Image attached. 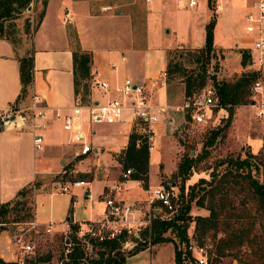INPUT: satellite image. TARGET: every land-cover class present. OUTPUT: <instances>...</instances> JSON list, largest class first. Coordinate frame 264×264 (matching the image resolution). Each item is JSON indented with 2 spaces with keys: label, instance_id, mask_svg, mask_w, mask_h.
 <instances>
[{
  "label": "rangeland",
  "instance_id": "1",
  "mask_svg": "<svg viewBox=\"0 0 264 264\" xmlns=\"http://www.w3.org/2000/svg\"><path fill=\"white\" fill-rule=\"evenodd\" d=\"M40 1L32 0L13 20L14 38L18 42L17 46L20 47V52L24 51L25 54L30 50L29 42L32 35V28L41 10ZM97 1L101 3L108 2V0ZM196 2L197 5L195 8L187 11L179 10L175 15L171 14L163 19V31L167 33L164 32L166 39L174 40L178 45L167 51L166 61L169 64V68H173L174 65L178 64L180 65V69L176 72H169L168 79H166V76L164 78L168 86L167 90L172 92V97L176 98L179 89L183 91V80L185 76L193 71L194 67L191 60L192 50L201 48L203 45L204 27L211 14V11L207 8L206 0H196ZM241 7L243 5L239 0H232L227 4L223 16L217 19V14L213 12L215 15V24L212 30L213 45H216L222 50L214 49L213 57L206 68L203 86H211L213 83L221 81L232 82L243 71L255 69L253 66H249L247 69L241 68L239 59L237 61L239 49L236 50L233 47L234 37H236L235 34L240 37L245 34ZM132 16L133 19H136L134 22L133 41L136 44L153 45L151 44L153 43L151 40L152 35L149 36L147 33L148 26L146 22L144 25L147 30L144 33V26L141 24L142 20L139 18L138 13H132ZM151 19L150 17L149 21ZM26 22L29 24L30 30L27 34H24L23 26ZM227 25L230 28L232 27L231 29L233 31L230 30L234 35L229 30L228 32L225 31ZM142 38H145V40ZM237 43L241 44L240 42ZM259 73L261 78H264V67L259 70ZM176 98L171 100V103H166L165 106L168 107V110L162 117L163 127L156 128L155 148L148 151V180L149 186H155V184L164 187L173 186L177 192V196H179V188L183 186L182 199H179L177 203L180 205L186 202L191 186L195 185L196 187H194L193 192H197L199 186L197 183L200 179L208 182L212 174L217 173L218 176L223 172V166L220 165V162L233 158L242 159L248 155L257 156L264 149V123L252 118L251 111L253 108L248 107V104L236 107L233 109L232 120L228 128L207 148L206 155H200L205 141L209 136V132L221 126L226 117V112L220 108L206 109L203 111L206 124H197L191 119V116L197 110L193 107L189 109L183 108V97H180V100ZM79 115H82L84 120L81 118L80 120L78 119L79 123L75 125L78 114H73L71 119L74 124L71 125V129L68 131L69 133L64 132V134H69L73 137V141L76 142L74 145L78 146L80 150L84 147H90L85 161L77 164V160H74L71 166L67 165L60 168L57 174L36 178L34 182L26 186V196L19 199L26 202L25 206L30 210L31 218L28 220L29 222L4 224V233L7 236L0 238V257L12 260L15 254L16 261L14 264H60L64 258L66 251L70 248L69 244L66 243L69 231L60 233L58 229L63 225L62 222L68 212L71 211L75 216V214L79 215L87 210L89 200H87L86 194L92 196L97 188L96 184L89 191L87 190V184L84 187H74L72 183L78 179L75 171L78 173L90 171V175L95 176L96 170H100L106 177L111 176L115 181L121 178L122 170L120 166L116 165L115 167L112 165L109 153L107 152V150L118 151V140L123 139L124 134L122 131L118 138L111 135L110 130L117 126V123L107 124L101 122L94 124L90 121L86 111L81 112ZM15 131L17 132L18 141L16 145L18 151L13 149L14 143H11L10 152L5 154V157H7L5 160L9 165L11 163L15 164L16 160L23 161L25 163L24 167L27 168L24 170L31 174L34 171L33 162L35 159L42 157L44 154L47 155V153L44 152L43 144L41 151H36L35 149L32 151L29 144L30 136L23 133L24 130L22 129H16ZM93 148H97L98 152H100L98 157H94L92 153ZM186 154L189 157H196V162L193 165L190 177L182 183L180 177L177 176V165L182 156ZM48 162L49 159L46 157V161L43 163L44 166H47ZM75 164L77 165L75 166ZM107 182L111 185L110 187L115 185V182ZM221 183L226 184H224L225 187L221 185V188L218 187L216 190L217 192H221L215 193V209L218 208L217 205L220 203L219 199H221L222 204L229 211L235 209L238 213L242 211L243 213L245 211L249 212L248 216L250 218L247 219V222L249 224L253 223L251 233H260L264 220H261V218L256 219L255 212L257 203L243 180L240 178H228ZM63 186L68 189V193L59 194L58 190ZM37 187L39 189L41 188L38 193ZM141 189L143 190L145 188ZM139 190L137 188L136 191ZM36 193L37 195L34 196ZM196 194L197 196L190 203L188 212L190 221L188 222L186 234L188 237L191 234H195L196 237L202 238L211 262L216 260L215 264H262L263 261L257 262L256 258L250 254L249 246L246 243H243L240 247L232 244L230 246L231 248L219 243L224 233L231 229L225 228L223 225V223H226L229 226L227 220L223 223H221L222 220L220 219L210 222L196 231L197 227H195L194 219L196 217L208 216L205 207L209 206L208 196L203 198L202 207L195 204L198 196H200V192ZM142 199L143 197L141 195L138 200L133 201L141 211H143ZM34 214L37 222L41 226H31L34 220ZM159 214L164 216L165 212H160ZM252 218H255V220ZM247 222H245V226H247ZM48 223H51V229L49 232H46L45 225ZM241 223L244 222L242 221ZM233 226L237 227L238 225L234 223ZM203 229L206 230L203 231ZM74 236L87 258L96 256V252L100 249L95 244L88 242L85 237H79L77 233ZM165 236L173 239V235L169 234V232ZM134 238L133 236L129 237L127 244L121 249L125 255L142 249L140 240L144 237L140 236V240H135ZM26 245L30 247L29 251H24L20 248ZM222 248H225L222 251L223 254L217 257V252ZM172 250V243H155L149 249L139 250L135 254L127 257L124 264H173Z\"/></svg>",
  "mask_w": 264,
  "mask_h": 264
},
{
  "label": "crops",
  "instance_id": "2",
  "mask_svg": "<svg viewBox=\"0 0 264 264\" xmlns=\"http://www.w3.org/2000/svg\"><path fill=\"white\" fill-rule=\"evenodd\" d=\"M44 1L45 4L41 5L40 10L43 11V16L32 32L29 42L32 51V82L27 88L26 95L17 102L16 98L20 93L17 60L26 54L24 51L20 52L19 46L12 47L8 41L0 39V204L13 200L20 189L34 182L36 178L57 174L60 168L71 166L74 160H77V164L85 161L87 153L83 154L78 146L74 145L76 142L73 141V137L64 134V132H69L62 129L63 118L67 115L78 114L75 121V125H77L80 118L83 119L79 114L86 111L85 108L103 104L109 98L116 97L117 94L113 92V88L118 87L125 78L147 85L150 81L158 79L166 68L167 51L178 46L174 40L166 39V32L163 31V19L171 14L175 15L179 10L187 11L196 7L187 9L160 1L145 4L139 0L136 2L108 0V2L102 3L97 0ZM226 7L227 5L217 14V19L224 15ZM241 9L244 17L247 8L243 5ZM65 13L71 18V21L64 20ZM132 13H138L142 20L141 24L144 26V33L147 30L144 25L146 22L147 33L149 36L152 35L153 43L151 44L153 45L136 44L133 41L136 19H133ZM150 17L152 19L149 21ZM231 28L227 25L225 31L231 32ZM235 36L239 37H234L233 47L236 50H250V38L245 34L241 37L236 34ZM142 39L145 40V38ZM74 44H77L81 51L91 54L88 106H79L73 94L71 53ZM215 48L222 50L214 45ZM238 59L239 55L237 54V61ZM100 82L107 84L108 92H103L99 88ZM167 89L165 80H160L156 88H150L154 104L166 105L167 102L171 103V100L176 98L172 97V92ZM33 96H38L40 105L44 108L45 128L41 131V137L44 152L47 155L44 154L35 159L33 162L34 171L30 174L24 170L26 167H24L23 161L16 160L15 164L9 165L5 160L7 158L5 154L10 152L11 143H14L13 149L18 151L16 129H22L23 133L30 136L29 144L31 150L34 151L28 120L29 112L27 111ZM180 97H183L182 89H179L176 99L180 100ZM11 116L14 119L6 121L5 118ZM18 116L25 117L21 128L15 126L16 123H19ZM130 124L131 113L129 109H126L123 111L122 121L110 130L111 135L117 138L121 131L124 134L123 139L118 140V151L107 150L112 165L115 167L118 164L111 155L125 147ZM161 127H163L162 118L158 122L157 129ZM92 153L94 157H98L100 152L97 148H93ZM45 156L49 159L47 166L43 164L46 161ZM96 171V175H92L90 182L84 180L82 181L84 185L79 186L84 187L87 184L89 191L93 189L94 184L97 185L96 192L92 196L86 194L87 200H89L87 210L79 215L75 214V216L71 211L68 212L58 232H70V228L73 227L75 228L74 233H76L77 227L85 229L89 222H97L102 219L103 195L112 191L114 186H118L113 194L114 197L127 202L138 200L142 195L140 182L122 180L121 178L115 181L111 176L106 177L102 171ZM75 174L76 177L81 174L90 175V171L79 173L75 171ZM107 181L115 182V185L110 187L111 185ZM147 185L149 186V180H147ZM137 188L140 190L136 191ZM37 189L38 193L41 188L37 187ZM33 217V226H41L37 222L35 214ZM3 236L7 235L1 232L0 238ZM0 259L4 263H14L16 255L14 254L12 260L4 257H0Z\"/></svg>",
  "mask_w": 264,
  "mask_h": 264
},
{
  "label": "trees",
  "instance_id": "3",
  "mask_svg": "<svg viewBox=\"0 0 264 264\" xmlns=\"http://www.w3.org/2000/svg\"><path fill=\"white\" fill-rule=\"evenodd\" d=\"M32 0H0V39L8 41L12 47L17 46V40L14 38V24L13 20L19 15L20 11L28 6ZM207 8L211 11L208 18V22L204 27V41L201 48L192 50V62L193 71L185 76L183 80V101L186 103L188 100H193L197 98L201 91L206 87L204 85L205 73L209 61L213 57L214 45H213V34L212 30L215 24V15L213 13V5L211 0H206ZM45 1L41 0V5L44 6ZM43 16V11L38 14L37 21L32 28V32L38 26L41 18ZM30 30L29 24L26 22L23 26V33L27 34ZM239 65L243 69H247L251 64V56L248 49H239ZM18 79L20 83V93L16 98V102L22 99L26 93L27 88L32 82V51L19 58L18 60ZM72 61V85L73 94L76 99V103L79 106H88L89 103V92H90V66H91V54L86 51H81L77 44H74V48L71 53ZM172 69V70H171ZM180 65H174L173 68H169V64L166 61L165 76L166 79L169 72L179 71ZM259 71L246 70L243 71L239 76H237L232 82H217L213 83L211 87L214 90L216 98V107L220 108L226 112V117L224 118L221 126L211 130L209 136L205 141V145L201 150L200 155L207 154V148H209L214 141L222 135V133L228 128L231 123L233 116V109L249 103V87L256 79L260 78ZM213 79V77H212ZM139 141L136 146V142ZM148 150L147 145L144 140H141L137 135L130 133L127 138L126 145L118 153L112 154L114 161L120 166L122 172L129 170L130 174L126 180L138 181L141 183L142 188L147 187L148 180ZM196 162V157H189L187 154L182 156L180 162L177 165V176L180 177L181 182H185L191 175V170L194 163ZM223 166L222 173L217 176V173L212 174L208 182L200 179L197 184V192H200V196L195 201L199 207H202V200L205 196L209 197V206L205 207L208 212L206 217H196L194 219L196 231L210 222L222 220L229 222V226L223 223L225 228H231L229 231L224 233L223 238L219 241L222 245L231 248L230 246L234 244L236 247H240L243 243L249 246L250 254L256 261H264V224L262 225V230L258 234H252L251 228H253V223L249 224L247 219V211L243 213H238L235 209L230 211L224 207L222 200L217 205L215 209V193L217 188L224 184L221 183L228 178H240L245 183L246 187L249 189L251 195L255 198L257 203L256 209V219L261 218L264 220V149L257 155H248L242 159L233 158L220 162ZM219 174V173H218ZM79 181L86 180L90 182L92 176L89 174L78 175ZM216 182V183H215ZM195 185L190 187L188 198L186 202L178 205V200L182 199L183 186L179 188L178 200L175 204L174 211L171 214L164 216L158 215L151 222L150 227V240L151 245L155 243H172L173 244V264H183L187 255L181 248H185L189 241H193L197 246H203L202 238L196 237L195 234H191L190 237L187 236L186 230L188 227V222L190 218L188 212L190 209V203L193 201L197 192H193ZM221 188V187H220ZM219 188V190H220ZM27 188L24 187L20 189L13 200L0 204V233L5 231L4 224H20L29 222L31 218L30 210L27 209L22 199L26 196ZM236 211V212H235ZM252 217V216H251ZM255 220V218H252ZM234 221V222H232ZM238 221H240L238 223ZM244 223H241V222ZM245 222H247L248 228H245ZM237 224L235 227L233 224ZM209 229V228H207ZM75 228L71 227L68 233V244L70 250L65 254L64 258L61 260L60 264H124L125 259L134 253L124 254L121 251V243L125 241V237L121 236L116 240L106 241L101 244H95L100 250L96 252V256L92 258H87L78 241L75 239ZM206 229H203L205 231ZM173 235V239L166 237L165 234ZM144 237V235H141ZM205 246V245H204ZM222 248L217 252V257L223 254ZM183 256H185L183 258ZM209 256V255H208ZM211 262L209 258V264H215L216 260ZM0 264H7L0 260ZM14 264V263H13ZM185 264H187L185 262ZM247 264V263H245Z\"/></svg>",
  "mask_w": 264,
  "mask_h": 264
},
{
  "label": "built area",
  "instance_id": "4",
  "mask_svg": "<svg viewBox=\"0 0 264 264\" xmlns=\"http://www.w3.org/2000/svg\"><path fill=\"white\" fill-rule=\"evenodd\" d=\"M136 2L138 0H131ZM145 4L155 1L169 2L178 7L190 9L196 6V0H139ZM213 12L220 13L223 7L232 0H211ZM246 8L243 17L244 33L250 38V66L255 67L254 71H259L264 67V0H239ZM65 21H71V18L64 14ZM163 72L158 79L152 80L149 84L134 82L129 78H125L122 83L113 88L116 97L109 98L105 103L93 107L85 108L89 115L90 121L94 124L105 122L107 124L119 123L123 119V111L130 110L131 124L129 134L137 135L144 140L147 150L151 151L155 148L156 128L160 118H162L168 110L165 105L154 104L153 95L150 90L159 85L160 80H164ZM103 92H108V86L105 82L98 84ZM249 103L248 107L253 108L251 111L252 118L258 122L264 123V78H258L249 87ZM195 108L191 119L197 124H206L203 111L216 107V98L214 90L211 86H206L201 94L193 100L184 103L183 108ZM29 112L28 120L30 122V131L32 133V144L36 151L42 150L43 139L41 131L44 125V108L40 105L38 96H33L31 104L27 108ZM19 123L15 126L23 127L25 117L18 116ZM71 116L67 115L63 118L62 129L69 131L72 125ZM139 141L136 142V146ZM82 153L90 151V147H84ZM130 174L129 170H125L121 174V179H126ZM74 187L83 186L82 181L73 182ZM118 186H114L113 190L103 195L102 203L104 206L103 217L97 222H89L85 229L79 228L76 232L79 237H85L88 242L93 244H101L106 241L116 240L121 236L125 237L121 248L127 244L129 237H135L140 240L143 234L144 238L140 240L145 249L151 247L149 236L151 222L160 212L169 215L174 211L175 204L178 200L177 192L173 186L164 187L161 185L148 186L142 190L143 211L137 208L135 202H127L114 197L115 190ZM59 194L67 193V188L60 187ZM31 225H34L33 223ZM81 228V229H80ZM51 229V223L45 225L46 232ZM84 242V241H83ZM70 247V246H69ZM24 251H29V246H21ZM70 248L66 251V253ZM184 255H187L185 262L187 264H209V256L206 247L197 246L193 241H189L185 248H182ZM185 255V256H186ZM183 256V258L185 257ZM264 264V261L263 263Z\"/></svg>",
  "mask_w": 264,
  "mask_h": 264
},
{
  "label": "water",
  "instance_id": "5",
  "mask_svg": "<svg viewBox=\"0 0 264 264\" xmlns=\"http://www.w3.org/2000/svg\"><path fill=\"white\" fill-rule=\"evenodd\" d=\"M6 119V121H12L13 119H14V117L13 116H11L10 118H5ZM68 242V240H66V243Z\"/></svg>",
  "mask_w": 264,
  "mask_h": 264
}]
</instances>
